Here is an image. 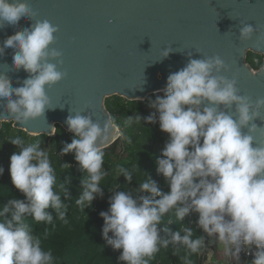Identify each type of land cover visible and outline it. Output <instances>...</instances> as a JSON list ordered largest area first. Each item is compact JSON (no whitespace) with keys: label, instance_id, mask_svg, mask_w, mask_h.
<instances>
[{"label":"clouds","instance_id":"9594fccd","mask_svg":"<svg viewBox=\"0 0 264 264\" xmlns=\"http://www.w3.org/2000/svg\"><path fill=\"white\" fill-rule=\"evenodd\" d=\"M33 16L23 0H0V29ZM57 31L48 21H38L0 46V55L6 49L14 50V71L23 69L29 74L23 86L17 88L12 87L6 73L0 74V101L20 124L45 116L46 110L52 108L46 87L64 78L57 65L49 62L61 57L51 48ZM253 32L251 25L242 26L240 39H250ZM170 51H164L162 57L167 58ZM221 70H227V66L219 57L190 59L184 68L169 74L164 89L154 93L150 106L156 112L147 120L158 123L169 137L162 158L157 160V171L170 191L162 192L147 177L134 190L135 195L130 191L112 192L109 210L100 213L104 220L102 235L114 250L121 252L119 260L124 264H149L161 248L169 245L177 252L182 247L185 264H192L189 257L205 246V238H194L193 230L182 223L193 212L198 215L199 229L208 237L218 238L226 257L239 261L242 250L247 253L255 248L251 264H264V146L253 147V135L242 132L259 113L251 110L248 98L238 95L234 79L213 75ZM233 105L238 119L220 110L221 106L231 109ZM256 106L264 107V99L257 100ZM66 124L75 138L64 146L61 155L75 153L85 173L82 194L75 201L85 212L97 197L104 196L101 181L107 173L104 152L97 146L102 129L90 116L80 114L70 115ZM255 129L252 125L249 132ZM11 143L20 149L10 158L12 184L27 202L13 198L0 211V217L11 216L0 222V264H54L51 250L42 248L41 238L25 222L30 216L37 224L55 227L47 211L51 208L58 220L67 223L68 207L56 191L57 176L49 153L39 143L21 146L18 139ZM3 171L0 168V175ZM120 172L132 182L131 171ZM59 188L70 200L65 184L60 183ZM170 213L181 226L175 232L165 228L170 239H162L160 226ZM48 234L46 230L44 237Z\"/></svg>","mask_w":264,"mask_h":264},{"label":"water","instance_id":"95a60500","mask_svg":"<svg viewBox=\"0 0 264 264\" xmlns=\"http://www.w3.org/2000/svg\"><path fill=\"white\" fill-rule=\"evenodd\" d=\"M32 18L0 29V46L10 36L48 21L58 29L52 49L61 53L57 65L64 78L46 87L52 108L45 116L20 124L0 101V130L3 123L31 136H54L56 126L69 132L66 120L77 114L90 116L102 132L97 142L102 150L122 138L105 106L107 98L145 101L167 85L170 73L184 68L190 59L219 57L227 70L214 71L218 79L235 80L238 95L258 112L243 134L253 135V147L264 146V67L253 72L247 55L263 57L264 0H23ZM251 25L253 35L240 39V28ZM171 49L167 58L163 52ZM14 50L0 55V74L6 73L12 87L23 86L29 74L12 69ZM162 92H160L161 94ZM15 99V97H13ZM238 119L235 105L223 108ZM252 125L255 131L249 132ZM207 235V234H206ZM208 237V236H207ZM215 252H224L217 237H208ZM244 251V250H243ZM249 259H255L253 248ZM230 262V257L227 256Z\"/></svg>","mask_w":264,"mask_h":264},{"label":"trees","instance_id":"16d2710c","mask_svg":"<svg viewBox=\"0 0 264 264\" xmlns=\"http://www.w3.org/2000/svg\"><path fill=\"white\" fill-rule=\"evenodd\" d=\"M259 59L255 64L254 60ZM247 63L255 70H260L263 65V57L248 53ZM163 93H161L162 95ZM155 96H149L145 101H127L121 97L114 96L107 98L105 106L113 123L121 130L122 138L115 142L109 148L102 150L104 152V170L107 173L101 181V188L104 192L103 198L97 197L92 208L81 212L75 205V201L82 194V184L85 173L80 169L75 159V153L61 155L62 149L66 144L72 142L74 135L67 133L61 126H56L54 136L46 135L31 136L26 132L13 128V123H3L0 130V168L3 175H0V211L8 205L9 200L15 198L27 202L24 194L19 192L12 184L10 175V158L20 149L11 143L18 139L22 142L21 146L39 143L42 150L49 153V158L57 176L56 191L61 194L62 202L68 207L67 223L58 220L54 209H47L53 217L55 227L49 224H37L32 217L26 218V223L33 234L39 236L42 241V248L45 251L51 250L54 257V264H124L119 260L121 252L104 240L102 229L104 220L100 216L101 212L109 210V200L115 191H130L135 195L139 183L147 177L155 181L162 192L170 191L164 177L158 174L157 160L162 158V151L169 137L160 130L159 124L148 123L147 118L155 114L156 110L150 106V102ZM129 117L133 118L129 120ZM139 119H136L138 118ZM70 165V169L63 165ZM120 169H126L132 172L133 179L129 183L120 172ZM64 183L65 188L71 196L67 199L63 196L59 184ZM11 219L10 214L0 217V222ZM171 220V223H169ZM198 215L191 213L186 216L183 225L191 228L194 232V238L203 236L205 244L213 249L212 241L207 235L199 229ZM181 222L176 221L171 213L165 217L160 226V235L162 239H170L168 232L164 229H170L172 232L179 230ZM48 231L47 238L44 237L45 231ZM112 234H109V239ZM203 250L198 254L189 257L192 264L203 263ZM256 251L255 248H253ZM185 250L180 247L177 252L171 245L167 249L161 248L155 258L149 264H185ZM245 264H251L253 260L249 259L248 252L244 254Z\"/></svg>","mask_w":264,"mask_h":264},{"label":"built area","instance_id":"2783aa9c","mask_svg":"<svg viewBox=\"0 0 264 264\" xmlns=\"http://www.w3.org/2000/svg\"><path fill=\"white\" fill-rule=\"evenodd\" d=\"M254 63L255 64H258L259 63V59H255L254 60ZM247 66L253 71V72H256L258 70H255L253 69L248 63H247ZM264 67V65H263ZM262 67V68H263ZM204 250H203V263L202 264H233V261L232 259H230V262L228 261L227 257H226V261H224L223 263L220 262L218 259H213V249L211 250V252H213V254H208L207 251L210 249L209 245L208 244H205V246L203 247ZM249 255V253H248Z\"/></svg>","mask_w":264,"mask_h":264},{"label":"rangeland","instance_id":"374dc122","mask_svg":"<svg viewBox=\"0 0 264 264\" xmlns=\"http://www.w3.org/2000/svg\"><path fill=\"white\" fill-rule=\"evenodd\" d=\"M211 250L212 249H209L207 251V253L208 254H213L214 250H213V252H211ZM218 255H220L219 256L220 258L218 257ZM213 259H216V260L218 259V260H220V262L223 263L224 261H226V255L224 256V253H216V252H214ZM232 259H233L232 260L233 261V264H245V261H246L243 253H240V260L239 261L235 260L234 258H232Z\"/></svg>","mask_w":264,"mask_h":264},{"label":"flooded vegetation","instance_id":"af4514ba","mask_svg":"<svg viewBox=\"0 0 264 264\" xmlns=\"http://www.w3.org/2000/svg\"><path fill=\"white\" fill-rule=\"evenodd\" d=\"M219 253H224L225 255V252H219ZM241 253L245 254L246 252L242 250Z\"/></svg>","mask_w":264,"mask_h":264},{"label":"crops","instance_id":"0c3cea01","mask_svg":"<svg viewBox=\"0 0 264 264\" xmlns=\"http://www.w3.org/2000/svg\"><path fill=\"white\" fill-rule=\"evenodd\" d=\"M216 255H217V254H216ZM219 256H220V255H218V257H219ZM224 256H225V255H224ZM219 258H220V257H219ZM219 258H218V259H219ZM219 261H220V260H219Z\"/></svg>","mask_w":264,"mask_h":264}]
</instances>
